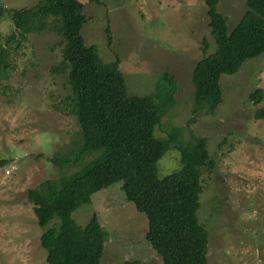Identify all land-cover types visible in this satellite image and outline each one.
<instances>
[{
  "label": "rangeland",
  "instance_id": "1",
  "mask_svg": "<svg viewBox=\"0 0 264 264\" xmlns=\"http://www.w3.org/2000/svg\"><path fill=\"white\" fill-rule=\"evenodd\" d=\"M81 1L88 18L82 27L85 42L95 44L104 61L117 53L129 95L153 94L164 69L175 75L176 103L155 135L165 137L168 127L176 126L185 140L193 134L208 139L215 166L204 172L200 217L209 233V264H264V118L255 115L264 100L255 105L250 99L257 87L264 89V53L246 60L235 73L221 74L222 101L216 113L190 122V73L203 55V37L215 49L204 0ZM39 2L0 0V5L20 9ZM246 3L218 0L217 10L228 19L230 30L247 11ZM108 25L110 46L104 31ZM13 30V22L2 18L0 43ZM61 40L48 28L27 34L20 48L14 49V42L13 73L0 86V160L7 161L0 165V264H48L40 242L43 228L28 191L75 172L97 154H87L77 165L50 160L70 156L79 129L66 107L72 94L67 73L52 69L62 59ZM179 167L178 151L169 149L158 160V175ZM119 189L118 182L96 192L73 217L85 225L96 215L107 232L100 264H162L145 239V214Z\"/></svg>",
  "mask_w": 264,
  "mask_h": 264
},
{
  "label": "trees",
  "instance_id": "2",
  "mask_svg": "<svg viewBox=\"0 0 264 264\" xmlns=\"http://www.w3.org/2000/svg\"><path fill=\"white\" fill-rule=\"evenodd\" d=\"M204 3L215 49L203 37V55L190 73L194 87L190 122L216 113L222 101L221 74L235 73L246 60L264 53V0H247V11L232 30L217 10L218 0ZM2 18H9L14 30L0 43V86L13 73L14 42V49L20 48L27 34L48 28L62 38V59L52 69L67 73L72 94L66 107L79 129L70 156L55 155L50 160L77 165L87 154L97 153L75 172L47 179L28 191L43 228L40 242L48 264H100L107 232L96 215L80 225L73 213L90 203L93 194L118 182L126 201L145 214V239L162 264H209V233L200 217L204 172L215 166L208 139L193 134L185 140L176 126H169L165 137L155 135L162 117L176 103L175 75L164 69L153 94L129 95L117 53L104 61L97 46L85 42L82 27L88 18L81 0H40L20 9L0 5ZM104 31L110 46L109 25ZM250 99L255 105L262 103L264 89L257 87ZM255 115L264 118V107ZM169 149L178 151L180 167L160 177L157 163ZM6 162L1 159L0 165Z\"/></svg>",
  "mask_w": 264,
  "mask_h": 264
},
{
  "label": "built area",
  "instance_id": "3",
  "mask_svg": "<svg viewBox=\"0 0 264 264\" xmlns=\"http://www.w3.org/2000/svg\"><path fill=\"white\" fill-rule=\"evenodd\" d=\"M8 171H9V170H8ZM8 171H7V172H8Z\"/></svg>",
  "mask_w": 264,
  "mask_h": 264
}]
</instances>
